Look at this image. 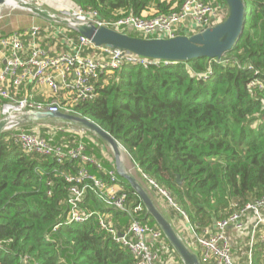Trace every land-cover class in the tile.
Wrapping results in <instances>:
<instances>
[{"label": "trees", "instance_id": "1", "mask_svg": "<svg viewBox=\"0 0 264 264\" xmlns=\"http://www.w3.org/2000/svg\"><path fill=\"white\" fill-rule=\"evenodd\" d=\"M70 1L108 19L167 14L178 11L184 0ZM242 1V33L222 61L199 58L105 69L96 79V96L73 106L76 114L94 120L124 147L151 193L165 200V208L158 206L175 229L173 217L186 219L196 233L213 231L217 221L264 196V87L249 86L253 78L264 80V0ZM41 27L44 47L47 39L58 40L57 48L68 50L67 37L79 35L68 29L63 38ZM23 38L28 41L29 36ZM40 128L39 136L52 145L68 149L82 142L83 153L105 159L93 148L102 143L87 131L77 134L56 124ZM11 132L0 133V264H135L129 250L99 227L95 215L83 222L64 220L71 185L65 175L85 167L109 182L107 174L79 159L58 163L49 155L25 152ZM121 182L127 202H140ZM80 209L109 215L119 230L129 222L91 192ZM141 222L158 228L146 212ZM158 252L164 262L182 264L163 235Z\"/></svg>", "mask_w": 264, "mask_h": 264}, {"label": "built area", "instance_id": "2", "mask_svg": "<svg viewBox=\"0 0 264 264\" xmlns=\"http://www.w3.org/2000/svg\"><path fill=\"white\" fill-rule=\"evenodd\" d=\"M213 1L184 0L178 11L150 18L128 14L105 19L100 17L96 10H85L74 4L63 5L62 9L55 13L63 19L70 18L95 26H107L121 32L135 30L142 37L167 38L180 35L179 31L195 33L221 21L226 16L227 9L216 0ZM66 27L71 29L69 26ZM41 28L38 24L31 25L24 33L12 32L0 38V56L3 58L0 65L1 118L16 120L19 115L29 110L75 113L73 106L76 103L91 100L96 96L95 83L102 70L118 69L123 64L148 67L173 63L141 56L128 50L96 46L80 34L75 40L67 37L69 50L54 51L49 46L44 47L40 44ZM51 30L52 34L62 36L67 32L55 26ZM23 35L29 36L28 41L24 40ZM245 67L252 68L250 65H244ZM255 85L264 87V80L253 78L249 86ZM42 88H46L47 92L41 91ZM35 89L39 90L40 99L29 93ZM27 124L13 122L9 129L12 131L13 141L23 151L49 155L58 163L65 158L79 159L82 164L93 163L109 178V182H105L85 167H81L77 173L65 175V180L71 183L66 200L65 223L83 222L95 215L99 227L129 250L135 264H159L158 249L162 232L159 228L141 222L145 212L144 206L140 202L135 204L127 202V193L122 182L117 179L114 169L104 167L92 156L83 153L84 145L79 143L68 149L52 145L36 131L24 130ZM143 177L156 187L153 180L145 175ZM159 190L167 197L169 203H172L168 194L162 189ZM88 192L106 207H112L129 218V222L122 230L115 227L109 215L96 211L83 212L80 209V204L85 201ZM249 213L254 217L253 227L261 225L259 239L264 242V196L246 203L229 216L217 221L214 231L205 230L199 234L192 229L193 238L199 248L197 256L203 264H237L232 256L225 230L232 226L244 231L246 228L244 220ZM150 242H154L155 245Z\"/></svg>", "mask_w": 264, "mask_h": 264}, {"label": "water", "instance_id": "3", "mask_svg": "<svg viewBox=\"0 0 264 264\" xmlns=\"http://www.w3.org/2000/svg\"><path fill=\"white\" fill-rule=\"evenodd\" d=\"M3 1L4 0H0V5ZM17 1L31 14L55 24L69 26L78 34L88 38L96 46L104 45L114 49L128 50L141 56L171 62L188 61L199 58H212L221 61L223 55L232 48L240 37L244 26L245 8L242 0H223L226 5L227 13L218 23L200 29L190 35L182 34L167 38L133 36L107 26H95L70 18L63 19L58 17L54 11L46 9L29 0ZM30 116L43 120H60L61 122L79 127L94 135L111 151L114 171L134 191L138 200L144 206L146 214L154 220L155 224L162 232L163 237L177 254L182 264H201L196 253L188 247L172 223L167 219L148 191L143 187L137 176L121 166L119 158L122 155V150L126 153L125 156L127 152L108 131L90 118L61 111L48 112L29 110L19 115L16 122L25 121L29 119L28 117ZM12 125L13 122L7 117L0 118V133L9 131ZM130 162L132 163L131 159ZM175 181L178 184L182 183L178 175Z\"/></svg>", "mask_w": 264, "mask_h": 264}, {"label": "crops", "instance_id": "4", "mask_svg": "<svg viewBox=\"0 0 264 264\" xmlns=\"http://www.w3.org/2000/svg\"><path fill=\"white\" fill-rule=\"evenodd\" d=\"M31 25H37V23L33 22V23H31ZM27 27H29V26H22V27L16 26V27L11 28L10 30L0 32V36L8 34L10 32L18 31L20 29L26 30ZM44 28H45L44 30L47 31L50 35L52 34V30H51L52 27L51 26L45 25ZM62 37L64 38L65 36H62ZM42 38L43 37L41 35L40 40ZM61 42H62V40H61ZM45 44H46L45 47L49 46L54 51H67L64 49H58L57 48L58 40L54 41V43H50V40L47 39ZM67 44H68V42H67ZM68 46H69L68 47V50H69L70 45L68 44ZM2 60H3V58H2V56H0V65L2 63ZM41 91H44L46 93L47 89L42 88ZM39 94H40V92H39ZM40 97H41V94H40ZM101 145H103V144H101ZM103 147L108 149L104 145H103ZM109 152H111V151L109 150ZM102 155H103V153H102ZM106 159L108 161H110V159H108V158H106ZM123 162H124L125 169L128 171H130V170L132 171L133 168L136 167V166H133V164L129 165L128 161H123ZM136 171H137V174L139 176L138 168L136 169ZM140 179H139V181H141ZM142 182H145V181H142ZM150 196L152 197V199L155 201V203L157 205H160L162 208H165V206H166L165 200H163L161 198L162 196H160V194H157V193L154 194L153 193ZM245 219L246 220H244V221L246 223V228L244 231L237 230L232 226H229L225 230V233H226L228 240H229V245L231 247L232 256H233V258L237 264H264V242L260 241V239H259V234H260L259 231L261 229V225L257 226L256 228L253 227L254 217L251 213L247 214ZM173 223H175L174 225L176 226V229H177L176 231L183 238V240L186 242L188 247L193 252H195V251L198 252L199 248H198V245L195 243V240L193 238V230H192L190 224L187 222V220L173 217ZM214 228H215V226H214ZM214 228H213V231H214ZM150 243L155 245L154 242H150ZM159 264H170V263L164 262L163 260H160Z\"/></svg>", "mask_w": 264, "mask_h": 264}, {"label": "rangeland", "instance_id": "5", "mask_svg": "<svg viewBox=\"0 0 264 264\" xmlns=\"http://www.w3.org/2000/svg\"><path fill=\"white\" fill-rule=\"evenodd\" d=\"M29 1L36 3V4H39L42 7L49 9V10H52L54 12H57L60 9H62L61 7L63 5H70L71 4L70 0H29ZM216 1L220 2V4L222 5V2L220 0H216ZM211 2H214V1L211 0ZM33 22L37 23L38 25H47V26H51V27L55 26V27L59 28L60 30H64V31L68 30V28L64 25H56L50 21H47V20L42 19L38 16H35V15L31 14L30 12H28L24 9L18 8V7L5 6V7L0 8V32L10 30L11 28L16 27V26H19V27L29 26L30 27L31 23H33ZM138 33L139 32L135 31V30L132 31V35L140 36ZM29 93H31L33 96L40 97L38 89H35L34 91L31 90V92H29ZM46 121H55V122H46ZM52 124L61 125L66 130H69L71 132H76L77 134H81V132L83 131V129H80L79 127L72 126V125L67 124L65 122H61L60 120H49V119L48 120H37L34 122H29L26 126H29L30 130L36 131L38 133L39 132L38 129L41 126L47 127V126H50ZM80 144L84 145L82 142H80ZM95 144H97V143H95ZM97 145L100 147V149H98V147H95V146H93V148H96L98 150V152H100L101 154L103 153V155H101V157L105 158V159H103V161H101L102 159H99V157L96 159L94 157L93 158L95 160L99 161L104 167L108 168V166L112 164V168H113V157H112L111 152H109L108 149L104 148L103 145H101V144H97ZM125 154L126 153H124L122 150L123 161H128L129 165H132V163L130 162V159L127 156L128 154L126 156H125ZM106 158L110 159V161H107ZM106 165H108V166H106ZM133 166H134V164H133ZM136 169L137 168L135 167V168H133L132 171L131 170L130 171L135 176H137L138 179H140V173L138 176ZM115 175L119 181H122V179L117 175V173ZM140 182L143 185V187L150 194L151 190L148 188V186L145 184V182H142V180ZM151 194H153V192Z\"/></svg>", "mask_w": 264, "mask_h": 264}, {"label": "bare ground", "instance_id": "6", "mask_svg": "<svg viewBox=\"0 0 264 264\" xmlns=\"http://www.w3.org/2000/svg\"><path fill=\"white\" fill-rule=\"evenodd\" d=\"M5 6L18 7V8H21V9L25 10V7L22 4L18 3L17 0H4L3 3L0 5V8L5 7ZM33 117L34 116H30V117H28L29 119H26L25 121H20V122L29 123V122H34V121H37V120H43V119H36V118H33ZM12 121L14 123H16V120H12ZM119 163L121 164V166H123L125 168L124 162H123V159H122V155L119 158Z\"/></svg>", "mask_w": 264, "mask_h": 264}]
</instances>
